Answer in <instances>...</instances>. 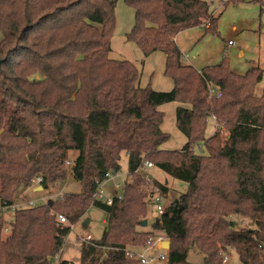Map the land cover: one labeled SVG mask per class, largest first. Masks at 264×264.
<instances>
[{"label":"trees","instance_id":"16d2710c","mask_svg":"<svg viewBox=\"0 0 264 264\" xmlns=\"http://www.w3.org/2000/svg\"><path fill=\"white\" fill-rule=\"evenodd\" d=\"M125 1L135 17L126 39L145 57L165 54L172 89L141 86L135 62L110 57L118 0H0V204L31 198L36 177L42 190L68 176L81 184L14 210L11 221L0 214V264H53L55 257L74 264L62 247L69 224L91 206L106 212V227L101 238L81 242L80 264H139L125 250L141 249L158 232L170 241L166 264H195L192 249L203 264H224L232 252L241 264H264V87L255 91L264 63L245 73L233 71L226 55L200 69L184 63L179 32L206 26L217 33L206 0ZM210 85L221 96H211ZM174 101L186 142L164 149L170 134L159 107ZM212 116L217 128L206 137ZM124 153L127 178L108 204L94 194L121 170ZM145 161L187 184L149 230L142 222L152 197L138 172Z\"/></svg>","mask_w":264,"mask_h":264},{"label":"rangeland","instance_id":"374dc122","mask_svg":"<svg viewBox=\"0 0 264 264\" xmlns=\"http://www.w3.org/2000/svg\"><path fill=\"white\" fill-rule=\"evenodd\" d=\"M211 4L213 15L218 17L217 33L206 31V26H196L185 29L177 34V43L183 53V61L202 68L208 64H216L222 60L224 55L229 59L230 67L237 73H245L250 67L262 66L264 63V0H206ZM116 27L112 37V55L116 58L128 59L142 69V82L144 86L152 88L168 89L170 83L173 88V81L164 74L165 60L161 52H154L149 56H143L141 50L131 41L126 39V33L131 30L134 24V10L125 0H118L116 9ZM1 36V34H0ZM229 40L233 45H228ZM227 50V51H226ZM264 87V76L262 81L256 85V93L261 94ZM170 88V89H171ZM164 91V90H163ZM176 102H169L161 105L164 111L163 128L170 134L166 142L167 149L181 148L185 142V135L176 126L175 109ZM215 124L208 119L205 131L206 137L215 131ZM228 132H222L227 136ZM202 151H205L203 148ZM147 171L155 181L166 183L169 187L168 199L178 196L185 191L187 184L166 174L157 166L148 168ZM127 176V155L124 153L121 158V170L112 174L102 183L104 193L103 200L114 195L121 194L122 184ZM81 184L73 177L61 182L58 187L51 190L30 192L31 198H49L55 193L78 192ZM14 212L6 213L7 221L13 220ZM155 203L151 200L148 203L147 225L145 229H151L152 223L159 218ZM90 222L85 224V219ZM241 226H247L251 222L248 219L234 217ZM107 214L102 209L91 206L85 217L75 224V228L65 237L61 257L70 260L74 264H80L82 236L91 234L94 239L101 238L106 227ZM158 235H164L161 232ZM165 236V235H164ZM169 241V239H166ZM168 249L167 247H164ZM224 264H241L237 254H229ZM188 260L195 264H203V256L197 249L189 252ZM154 264H166L164 261H157Z\"/></svg>","mask_w":264,"mask_h":264},{"label":"built area","instance_id":"2783aa9c","mask_svg":"<svg viewBox=\"0 0 264 264\" xmlns=\"http://www.w3.org/2000/svg\"><path fill=\"white\" fill-rule=\"evenodd\" d=\"M228 45H233V41L229 40ZM227 51V50H226ZM210 90V95L213 96L214 94L219 97L221 96V92L214 86L209 87ZM212 119L214 120L215 123V129L217 128V123H216V118L215 116H212ZM69 164L70 162L67 161ZM153 163L149 161H145L139 168L138 172L141 173L142 177L145 180V185L144 189L149 190L150 195L152 197V200L155 203L156 211L160 215V217L164 213V209L166 206V201L168 199V193H163L161 188L156 184V181L151 177L149 172L147 171L148 168L153 167ZM109 178V177H108ZM41 177H36L32 181V185L28 188V190L31 191H36L37 187L41 186ZM102 183L100 184L99 188L97 189L96 193L94 196L98 199H102L101 196L103 195L104 191L101 188ZM119 195V194H117ZM63 193H55L53 195H50L49 197H62ZM47 198L45 199V201ZM43 198H29L25 201L22 200H17V202L13 204H7V203H2L0 204V214H3L6 217V213L20 209V208H25V207H31L34 205L41 204L43 202ZM104 201H106L108 204L112 203V197L107 198ZM58 220L61 223L64 224H69L66 217L62 214L58 216ZM70 229L73 230L75 228V224H69ZM8 232V228H4V233ZM82 241L86 242H91L93 240V237L91 234H87L85 236H82ZM166 239H168L164 235H157L154 238H150L148 243L143 246L141 249L134 250V249H126L125 250V255L129 258L136 259L139 261V264H154L157 261H164L167 262V252H165L166 248H164V243L166 242ZM57 257H55V260L53 264H55ZM228 257L226 256L224 258V262H227Z\"/></svg>","mask_w":264,"mask_h":264},{"label":"crops","instance_id":"0c3cea01","mask_svg":"<svg viewBox=\"0 0 264 264\" xmlns=\"http://www.w3.org/2000/svg\"><path fill=\"white\" fill-rule=\"evenodd\" d=\"M176 37H177V35H176ZM175 37V40H176V43H177V38ZM178 44V43H177ZM179 46V45H178ZM180 48V47H179ZM181 50V49H180ZM112 52V51H111ZM162 53V52H161ZM163 54V57H164V60H165V54L164 53H162ZM112 55V53H110V57H112V58H116V57H113V56H111ZM149 56V55H148ZM147 57V56H146ZM117 59H122V58H117ZM185 63V62H184ZM186 64H189V63H186ZM137 65V64H136ZM192 65V64H191ZM194 66V65H193ZM139 68V67H138ZM198 68V67H197ZM140 70H141V73H142V69L141 68H139ZM198 69H200V68H198ZM140 85L141 86H144L143 85V82H142V75H141V79H140ZM172 87V84L170 83V86H169V88L167 89H158V88H154L155 90H158V91H168V90H170V88ZM172 89V88H171ZM175 102V101H174ZM177 103V105H176V109H177V107L179 106V104L180 103H178V102H176ZM160 109H161V106L159 107ZM176 109H175V117H176ZM162 110V109H161ZM210 119H212V118H210ZM212 121L214 122V120L212 119ZM215 124V123H214ZM162 129L164 130V131H166L164 128H163V124H162ZM167 132V131H166ZM215 132V131H214ZM162 147L164 148V149H167V147H166V142L162 145ZM126 178H127V176H126ZM38 191H42L41 189H39V187H37V189H36V191H33V192H38ZM27 193H30L31 192V190H27L26 191ZM89 222H90V219H89ZM88 222V223H89ZM165 252H167V250L165 251Z\"/></svg>","mask_w":264,"mask_h":264},{"label":"water","instance_id":"95a60500","mask_svg":"<svg viewBox=\"0 0 264 264\" xmlns=\"http://www.w3.org/2000/svg\"><path fill=\"white\" fill-rule=\"evenodd\" d=\"M39 189H41L42 190V186H39ZM88 222H89V218H86L85 219V224H88ZM147 220H144L143 222H142V224L143 225H147ZM164 247H167L168 249H169V247H170V241H166L165 243H164Z\"/></svg>","mask_w":264,"mask_h":264}]
</instances>
